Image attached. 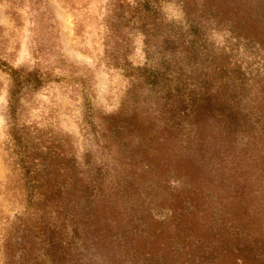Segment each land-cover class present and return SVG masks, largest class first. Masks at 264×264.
Instances as JSON below:
<instances>
[{"label": "trees", "instance_id": "trees-1", "mask_svg": "<svg viewBox=\"0 0 264 264\" xmlns=\"http://www.w3.org/2000/svg\"><path fill=\"white\" fill-rule=\"evenodd\" d=\"M111 6L107 62L129 86L84 161L71 134L24 119L39 75L11 73L4 144L26 205L3 263L264 264V0Z\"/></svg>", "mask_w": 264, "mask_h": 264}, {"label": "rangeland", "instance_id": "rangeland-1", "mask_svg": "<svg viewBox=\"0 0 264 264\" xmlns=\"http://www.w3.org/2000/svg\"><path fill=\"white\" fill-rule=\"evenodd\" d=\"M111 7V0H0V264L5 229L18 223L26 205L21 175L8 164L4 144L11 73L24 69L39 75L43 84L21 93L24 119L71 134L84 161L87 147L96 148L93 125L102 127L100 113L118 109L129 86L123 70L107 62L105 19ZM168 10L182 16L176 6ZM125 39L130 59L143 62L141 36Z\"/></svg>", "mask_w": 264, "mask_h": 264}]
</instances>
